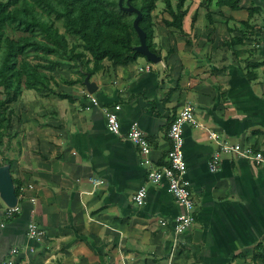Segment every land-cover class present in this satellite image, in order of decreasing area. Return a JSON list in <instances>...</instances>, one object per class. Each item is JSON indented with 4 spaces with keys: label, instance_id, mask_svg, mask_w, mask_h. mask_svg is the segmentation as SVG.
Wrapping results in <instances>:
<instances>
[{
    "label": "crops",
    "instance_id": "1",
    "mask_svg": "<svg viewBox=\"0 0 264 264\" xmlns=\"http://www.w3.org/2000/svg\"><path fill=\"white\" fill-rule=\"evenodd\" d=\"M239 6L186 0L180 31L165 25L171 16L156 0L158 62H105L88 77L93 94L80 82L85 68L54 74V93L21 90L2 148L20 211L6 217L0 199V264L12 249L14 264H264V165L220 153L209 138L264 152V0ZM186 103L197 122L183 127L194 222L174 234L182 209L166 183L151 184L147 174L168 166L167 131ZM116 105L119 137L104 118ZM133 123L147 155L124 138ZM141 187L146 199L137 206ZM29 222L43 231L40 241L27 238Z\"/></svg>",
    "mask_w": 264,
    "mask_h": 264
},
{
    "label": "trees",
    "instance_id": "2",
    "mask_svg": "<svg viewBox=\"0 0 264 264\" xmlns=\"http://www.w3.org/2000/svg\"><path fill=\"white\" fill-rule=\"evenodd\" d=\"M171 16L165 25L182 30L186 0L175 6L161 0ZM210 3L213 0H203ZM241 0H216V6L232 10ZM156 0H0V167L10 165L2 156L4 139L10 136L9 105L22 89L54 93V74L82 69L80 82L109 66L124 65L143 57L135 51L138 36L132 22L133 8L141 13L138 22L151 46V13ZM251 14V12L249 13ZM193 21V20H192ZM62 29V32L59 31ZM144 58V57H143ZM71 100L70 96L58 95ZM14 183V182H13ZM15 195L17 191L14 189Z\"/></svg>",
    "mask_w": 264,
    "mask_h": 264
},
{
    "label": "built area",
    "instance_id": "3",
    "mask_svg": "<svg viewBox=\"0 0 264 264\" xmlns=\"http://www.w3.org/2000/svg\"><path fill=\"white\" fill-rule=\"evenodd\" d=\"M95 103L94 99H91ZM119 106H115L112 109L104 110V118L106 122L107 131L116 136H121V127L116 112ZM185 125L197 126V122L194 118V109L190 103L183 105L182 109L176 114L174 119L170 122L167 131V136L170 143V149L167 154L168 166L162 167L157 170L150 171L147 174V178L151 184H159L163 181L166 183L168 193L173 197L175 202L181 207V214L177 215L173 223L174 234L184 233L194 222L193 208L194 203L189 189V184L184 178L186 173V162L183 154V127ZM124 138L131 142L136 148L140 150L143 155L149 153L148 143L138 128L133 123L127 129ZM209 138L216 143L218 151L220 153H233L243 159L252 162L255 165H264V152L253 151L250 148H241L239 145H229L219 141L216 134H210ZM219 152L212 155L208 164V170L212 173H216L219 170ZM93 185H100L99 180L91 179ZM146 199V189L141 187L133 196L132 200L137 206H143ZM20 208L16 204L14 207H7L4 210L6 217H11L14 214L19 213ZM26 236L30 240L40 241L43 237V231L33 222H29L26 225ZM10 257L17 255V250L12 249L9 251ZM9 258L2 264H14V261ZM167 264H173L168 262Z\"/></svg>",
    "mask_w": 264,
    "mask_h": 264
},
{
    "label": "water",
    "instance_id": "4",
    "mask_svg": "<svg viewBox=\"0 0 264 264\" xmlns=\"http://www.w3.org/2000/svg\"><path fill=\"white\" fill-rule=\"evenodd\" d=\"M127 11L134 12L136 14V17L132 22V26L138 36L139 44L135 48V51L142 55L149 62H158L159 57L149 50L148 46L146 45V34L140 29L138 25V22L141 18V13L133 8H129ZM83 84L88 94H93L96 90V86L93 83H90L88 78L84 79ZM0 199L7 207H14L17 204V198L8 166L0 167Z\"/></svg>",
    "mask_w": 264,
    "mask_h": 264
},
{
    "label": "rangeland",
    "instance_id": "5",
    "mask_svg": "<svg viewBox=\"0 0 264 264\" xmlns=\"http://www.w3.org/2000/svg\"><path fill=\"white\" fill-rule=\"evenodd\" d=\"M158 1V0H157ZM60 32H62V29H59ZM56 76H58L59 74L55 73ZM58 81H61L60 78L57 79ZM0 92H1V89H0ZM0 98H2V96H0ZM4 166V165H3Z\"/></svg>",
    "mask_w": 264,
    "mask_h": 264
}]
</instances>
